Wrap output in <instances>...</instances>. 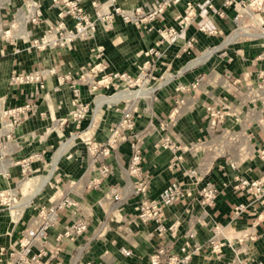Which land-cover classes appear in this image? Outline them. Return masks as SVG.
I'll list each match as a JSON object with an SVG mask.
<instances>
[{
    "label": "crops",
    "instance_id": "obj_1",
    "mask_svg": "<svg viewBox=\"0 0 264 264\" xmlns=\"http://www.w3.org/2000/svg\"><path fill=\"white\" fill-rule=\"evenodd\" d=\"M29 1L40 11L36 24L27 21L28 14L20 13L15 22L21 33L9 41L0 38V194L8 199L5 204L0 198V264H8L6 251L16 246L36 209L64 198L72 200L75 207L59 213L48 232L50 243L54 244L55 234L71 221L83 218L87 228L73 242L62 244V264L78 260L147 264L148 255L160 245L175 254L186 231L193 234V242L200 247L189 264H264V192L253 195L232 189L234 177H264V160L257 157L264 141V114L257 104H251L246 92V87L260 81L264 40L250 38L242 29L236 32L246 20L237 24L232 7L224 8L223 15L218 16L216 10L223 0H179L153 20H142L138 25L125 23L118 15L95 19L90 2L94 1L97 11L104 15L114 5L124 10L141 6L146 12L156 0H78L95 19L94 30L66 47L37 51L29 43L55 20L58 7L52 0ZM185 2L194 9L189 25L175 42H160L157 29L176 26L175 17L182 13ZM260 17L264 20V14ZM200 25L216 33H203L198 30ZM189 38L192 44L185 47ZM149 48H154L157 56L148 55ZM146 60L151 61L146 85H128L111 77L114 72H126L135 78ZM50 69L54 73L50 74ZM30 70H41L44 75V89L37 96L33 95L32 84H9L12 73ZM196 80L199 83L194 91H177L178 86L187 87ZM234 80L239 81L238 92L231 85ZM71 86L78 90V102L86 107L78 124L70 117L75 110ZM179 99L183 105H179L168 134L188 150L183 152L181 163L170 166L171 152L154 150L152 145L163 135L159 121ZM26 103L31 105L27 118L7 130L4 111ZM220 105L226 110L220 127L226 141L211 153L199 142L207 135V109ZM125 107L134 123L131 137L103 159L110 174L98 186H90L98 178V163L85 146L105 143L109 129L119 121ZM132 143L139 148V168L147 180L148 200L155 199L172 182L189 193L163 211L164 226L176 225L173 238L159 239L150 224L136 218L140 197L129 195L132 178L126 173ZM32 155L39 158L21 174L16 162ZM190 170L206 173L216 188L211 207L198 203L187 176ZM114 192L120 198L117 201L112 198ZM17 196L19 201L14 202ZM214 225L220 230L216 239L223 244L218 258L208 245ZM84 244L86 251L80 253ZM120 249L128 255H122Z\"/></svg>",
    "mask_w": 264,
    "mask_h": 264
},
{
    "label": "built area",
    "instance_id": "obj_2",
    "mask_svg": "<svg viewBox=\"0 0 264 264\" xmlns=\"http://www.w3.org/2000/svg\"><path fill=\"white\" fill-rule=\"evenodd\" d=\"M179 0H156L152 9L144 12L141 6H135L132 10H124L119 6H112L110 11L102 15L97 11V5L94 1L90 2L94 8V18L109 19L113 15H118L125 23H132L138 25L140 21H151L165 8L178 3ZM54 6L58 7L56 18L53 22L46 25L41 34L32 38L29 46L37 51H42L46 48L53 47H66L74 40L85 39L95 28V19L84 11L83 7L78 0H52ZM32 13H28V19L32 24H36L40 11L34 2ZM232 7L235 10L233 17L234 21L239 24L242 20H246V25L251 26L255 31L264 27V20L260 19V14H264V0H223L222 7L216 10L218 16H222L224 8ZM211 8V5H207ZM245 8L251 11L250 17L246 16ZM194 16V9L190 2H185L181 14L175 17L176 26H166L157 29L159 41L165 44H171L176 41L179 35L189 25L192 17ZM259 21V22H257ZM198 30L208 35H214V29L207 28L200 25ZM261 38L264 40V35H252L250 38ZM193 39L189 38L185 42V47H190ZM148 55L157 56V51L154 48H149ZM150 60H146L144 65L139 69L135 78H131L126 72H114L111 74L115 80L123 81L128 85H146L150 77L149 66ZM54 69H50L49 73H54ZM83 75L80 77L82 78ZM260 81L254 87H246V92L251 97V104H257L261 113L264 114V66L259 72ZM199 80L194 81L187 87L178 86L177 91L180 93L189 90H195L198 86ZM9 84L11 86L20 85H34L33 95L37 96L44 89V75L41 70H30L28 72H15L9 77ZM239 84L238 80H234L231 85L235 92H238L236 85ZM72 101L75 110L71 113V118L76 124L82 120L86 114V107L78 102V90L71 86ZM179 105H183V100L175 101L174 107L165 117L158 123V129L163 134L161 138L152 145L154 150H167L172 154L170 166L181 163L183 160V152L188 150V147L172 139L168 130L172 128L176 122L179 113ZM31 111L29 103L23 104L19 107L4 111L6 116L4 125L7 130H11L18 125L21 121L27 118V114ZM226 117V110L220 105L218 107H211L207 109V123L205 126L206 138L199 144L207 151L213 153L218 144H223L226 141L221 135L220 127L224 123ZM133 119L131 111L125 107L121 111L119 121L109 129L108 139L103 144L90 142L86 144L85 150L90 155L95 163H98V178L90 183V186H98L109 174V167L103 163V159L109 155V152L114 150L119 144L127 141L131 137L133 130ZM131 157L126 167V173L132 178L130 183L129 195L138 196L140 200L137 204L136 218L142 224H150L153 233L159 238L163 239L164 236L173 238L175 236V224L164 226L162 218L163 211L166 207L181 201L189 193L184 192L181 185L172 182L166 185L153 200L146 198L147 180L142 176L139 168L140 152L136 143L130 144ZM257 157L264 160V141L261 143L257 150ZM39 155H32L28 158L22 159L16 164L18 165L21 174H24L31 162L37 160ZM230 168L234 169L233 164ZM187 176L192 180L193 191L196 195L198 203L203 207H211L216 198V188L213 183L208 179L207 174H198L195 170H190ZM264 177L247 180L240 177H234L232 189L235 191H246L253 195H260L264 192ZM192 195V194H191ZM3 198V203H7L8 199L0 194ZM112 198L119 200L117 193H113ZM75 207V203L69 199H60L47 203L38 207L35 213L27 220L23 231L20 233L16 246L6 251V258L8 264H62L60 253L61 247L64 242H73L76 238L81 236L87 228L85 219L80 218L64 225L61 230L55 234L51 244L48 238V232L57 222L58 215L61 211L68 208ZM219 226L212 227V235L208 239L209 250L218 258L221 253L222 243L216 239L219 234ZM193 234L186 231L181 244L178 246L175 254H171L165 246L160 245L155 247L147 257V264H189L191 258L197 255L200 247L193 242ZM264 242V238H263ZM86 251V244L81 246L80 253ZM120 253L124 256L128 255L125 249H120ZM4 254V253H3ZM75 264H102L100 261L92 262H79ZM239 264H247L246 262H239ZM261 264V263H258Z\"/></svg>",
    "mask_w": 264,
    "mask_h": 264
},
{
    "label": "rangeland",
    "instance_id": "obj_3",
    "mask_svg": "<svg viewBox=\"0 0 264 264\" xmlns=\"http://www.w3.org/2000/svg\"><path fill=\"white\" fill-rule=\"evenodd\" d=\"M31 4L32 1L29 0H0V38H4L9 41L12 37H17L13 35H18L19 33H21L20 26L16 24L15 18H17L18 14L20 13H24L25 16H27L26 14H28V11L29 14L32 13L30 11ZM18 201L19 196L14 198V202ZM2 207L3 206H1L0 208Z\"/></svg>",
    "mask_w": 264,
    "mask_h": 264
},
{
    "label": "bare ground",
    "instance_id": "obj_4",
    "mask_svg": "<svg viewBox=\"0 0 264 264\" xmlns=\"http://www.w3.org/2000/svg\"><path fill=\"white\" fill-rule=\"evenodd\" d=\"M30 11L32 12V5L30 6ZM244 11L246 12V16L250 17L251 11L248 8H245ZM240 29L247 31V35L246 36H249V37L252 36V35H258V34L264 35V27L263 28H259L258 31H255L251 26L245 25L243 27H238L236 29V32L239 31Z\"/></svg>",
    "mask_w": 264,
    "mask_h": 264
}]
</instances>
